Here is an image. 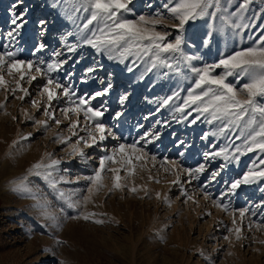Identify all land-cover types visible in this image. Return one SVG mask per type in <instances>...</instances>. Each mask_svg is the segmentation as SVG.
<instances>
[{
    "label": "rangeland",
    "instance_id": "1",
    "mask_svg": "<svg viewBox=\"0 0 264 264\" xmlns=\"http://www.w3.org/2000/svg\"><path fill=\"white\" fill-rule=\"evenodd\" d=\"M38 1L23 0V4L15 9L17 13L27 10V23L7 50L16 51L18 59L43 60L44 66L55 59L53 53L56 51L65 54L61 59L69 55L74 60L79 59L80 62L75 65V75L70 81L64 79L63 73L50 74L53 77L59 76L65 84L71 83L79 96H91L102 90L108 82L112 83L113 87L106 97L91 101L94 108L100 107L103 101L107 102L108 111L102 118L103 123L106 127H111L119 137H109L103 142L109 153L119 143L132 144L140 140L145 132L158 133V139H153L146 145L145 151L149 156L143 162L133 161L136 168L132 176L121 170L122 190L109 193L108 188L112 186L111 174H104L105 187L93 195L94 203L88 204L86 211L105 214L95 218L103 219L106 223L97 224L92 219L65 220L64 213L69 216L77 213L68 208L64 201L57 199L47 180L31 175L29 170L33 164L46 161V153L53 154V158L61 159V171L54 175H62L72 181L61 183L57 187L71 192L85 188L86 182L78 180V177L93 174V170L98 167L99 156L103 153L95 147L83 149L86 156L91 158L88 164H84L79 156L68 155L70 145L55 141L56 133L70 135L69 120H65L59 112V108L64 106L63 100L60 104L53 102L57 109L55 115L61 120L59 126L49 121V130L44 131L32 121L26 120L25 113L35 119H46L42 107L46 97H41L38 92V86L45 83L46 78H38L32 85L22 82L31 93L24 101L0 90V104L5 105L0 109V264H60L61 261L63 264H264V243H261L264 241V228L257 229L255 223L252 228H248L247 221L240 224L237 215V224L241 227L243 237L237 240L235 233H228L224 227H232V217L213 203V200L220 199L237 209L252 206L256 211V215L249 213L252 221L264 223L261 210L255 209V205L264 204V192L260 191L264 187V181L242 185L235 194L227 193L228 184L240 178L253 161L264 156V153H247L241 156L238 163L233 161L225 169L219 168L224 163L222 157L211 163L205 162V151L227 146L231 153L235 151L233 145L241 144L242 141L233 140L230 143L219 135L203 138L205 133L216 131L219 121L208 124L206 118L201 117L200 121L191 125L188 121L177 122L173 118L181 116L174 112V107L182 103L187 96V89L193 86L195 79L184 65L180 66L179 73L159 65L147 72L146 69L150 66L147 57L142 60L129 57L124 63H120L118 60H109L106 54L97 53L90 46H79L76 52L68 53L67 46L80 44L77 25L82 26L83 17L88 14L81 11L70 19L73 5L65 4L64 0H48L46 5L38 4ZM15 2L16 0H0V51H5L2 45L9 43L4 35L12 28L10 9ZM163 2L166 0H133L130 7L137 16L149 15ZM150 3L154 6L151 9L147 7ZM234 7L230 10H234ZM252 7L255 10L259 8L255 4ZM125 16L135 18L130 13ZM41 20L46 22L43 28L39 24ZM172 22L174 21H169ZM208 23L206 19L197 21L186 26L183 33L186 41L182 46L184 52L200 57L191 62L193 66L216 63L221 58V53L228 55L252 46L253 41L248 39L251 34L249 31H245L242 37H232L230 31L215 32L209 38L208 46H204L202 40L211 31ZM160 30L172 34L169 40L178 34L172 28ZM40 43H44L46 48L36 51ZM130 66H133L132 72L127 70ZM64 67L71 71V61ZM88 67L95 69L90 75L85 73ZM223 71L222 68L216 69L214 74H222ZM32 74L36 75L34 71ZM142 74L143 80L140 79ZM82 78H86L88 82L82 83ZM5 79L11 78L5 75ZM228 81L240 87L246 82V78L237 80L228 77ZM176 91L180 92L181 98L171 101L157 112L160 102ZM125 94L129 98L121 105L119 99ZM32 100L40 101L41 107H33ZM117 111L123 113L118 120L114 119ZM195 115L193 113L189 121ZM80 120L83 125L82 115ZM158 120L168 121V125L157 124ZM79 134L87 135L85 132ZM22 135L28 136V139L20 140ZM75 140L76 137H72L71 143H75ZM14 141L19 143L13 146ZM179 141H184V144L180 145ZM140 145H144V141ZM80 147L83 148V145ZM151 156H156V160L152 161ZM165 158L175 160L185 168L206 163V171L200 174L199 180L188 183V177L184 173L180 174L183 189L192 196L191 200L181 195L179 186L171 183L175 176L164 171L168 166L163 164ZM141 163L144 164L143 167L140 166ZM63 169L68 171L64 172ZM212 171H219L220 175L215 181L209 182ZM20 181L32 189L38 198L50 204L49 211L59 217L62 227L53 226L51 220L41 215V209L35 207L36 200L13 190ZM202 185H207L211 199H205ZM131 187H136L137 192L129 191ZM157 193H160L159 199ZM84 194L86 193L81 192V195ZM164 197H168L170 203H165ZM224 236L229 239L225 240Z\"/></svg>",
    "mask_w": 264,
    "mask_h": 264
},
{
    "label": "snow or ice",
    "instance_id": "2",
    "mask_svg": "<svg viewBox=\"0 0 264 264\" xmlns=\"http://www.w3.org/2000/svg\"><path fill=\"white\" fill-rule=\"evenodd\" d=\"M132 2L133 0H64L65 4L73 5L70 19L81 11L88 14L83 17L82 26L77 25L81 37L80 44L67 46V52L74 53L79 46H90L97 53L106 54L109 60H118L120 63H124L129 57H135L136 60L147 57L150 61V66L146 69L147 72H151L159 65L179 73L180 66L184 65L195 79L193 86L187 89V96L183 98L182 103L174 107V112L180 113L181 116L173 118L177 122L188 121L191 125H195L201 120V117H205L208 124L219 121L216 131L205 133L203 138H207L209 135H219L225 137L230 143L233 140L242 141L241 144L233 145L235 151L231 153L227 146L221 147L219 150L205 151L203 153L204 161L211 163L218 157H222L224 163H221L219 168L225 169L233 161L238 163L241 156L247 153L257 151L264 153V22H262L264 21V0H166L152 14L138 16L130 7ZM22 4L23 0H16L10 9L12 28L4 35V39L9 43L2 45L5 51H0V90L15 99L24 101L26 97L31 96V93L27 87L23 86L22 82L32 85L38 78H46L45 83L38 86L39 95L46 97V102L42 106L46 119H35L25 113L26 120L32 121L44 131L49 130V121L59 126L61 120L55 115L57 109L53 102L60 104L63 100L64 106L59 108V112L65 120H69L68 132L70 135L64 136L61 133H56L55 141L59 144L70 145L71 151L68 155L79 156L81 163L84 164H88L91 158L86 156L83 149L95 147L103 153L99 156L98 167L93 170V174L78 177V180L82 179L86 182L84 189L65 192L57 187L61 183L67 184L72 181L62 175L58 177L54 175L61 171V159L53 158L51 153L45 154L46 161L33 164L29 173L47 180L57 199L64 201L68 208L77 213L72 216L64 213L65 220L92 219L94 223L104 224L105 220L95 217L105 214L86 211L87 205L94 203L93 195L105 187L104 174H111L112 186L108 188L109 193L114 190H122L121 170L127 172L128 176H132L136 168L133 161L143 162L145 157L149 156L145 147L153 139H158V133L145 132L140 140L132 144L119 143L109 153L108 149L103 146V142L109 137L113 139H119V137L111 127H106L103 123L102 118L108 111L107 102L103 101L100 107L94 108L91 106V101L106 97L113 87L112 83L108 82L102 90L96 91L91 96H87V94L79 96L71 83L65 84L61 82L59 76L50 75L54 72L63 73L64 79L70 81L71 77L75 75L74 69L75 65L80 62L79 59L74 60L70 55L61 59L65 54L56 51L53 53L55 59L44 66L43 60L18 59L16 51L7 50L9 44L15 42L21 29L27 23L25 19L27 10L20 13L15 11ZM254 4L259 5L258 10L253 9ZM234 5V10H230ZM147 7L151 9L154 6L150 3ZM129 13L135 18H126L125 14ZM76 18L80 19V17ZM205 19L209 21L208 27L211 31L206 33V37L202 40L204 46H208L209 38L213 37L215 32L226 33L229 31L232 37H242L245 31H249L251 34L248 35V39L253 41L252 46L233 51L228 55L221 53V58L216 63L204 64L202 67L193 66L191 62L200 59V57L184 52L182 46L186 41L183 33L186 26ZM169 21L174 22L169 23ZM45 23L43 20L39 22L42 28ZM166 28L175 29L178 34L169 40L172 34L160 30ZM45 48L46 45L40 43L36 51ZM70 61L71 71L64 67ZM133 66H135V60H133ZM133 66L128 67L127 70L132 72ZM221 68L224 69L222 74H214L216 69ZM33 71L36 75L32 74ZM94 71L95 69L92 67L85 69L86 75H90ZM5 75L11 79L6 80ZM228 77H234L237 80L246 78V82L237 87L228 81ZM140 79H144L143 74ZM81 82L87 83L88 81L86 78H82ZM128 98L127 94L122 95L119 103L124 105ZM180 98L179 91L167 96L160 102L157 112L168 106L171 101ZM7 100L8 96L6 95L5 101ZM31 103L33 107L38 109L41 107L40 101L32 100ZM4 107V104H0V109ZM193 113L196 115L189 121V117H193ZM122 114L117 111L114 119L118 120ZM81 115L84 120L83 125H81ZM72 116L76 118L71 119ZM147 118L145 117V119ZM13 119L16 118L13 117ZM161 123L164 126L168 125V121H157V124ZM80 132H85L87 135H80ZM72 137H76L75 143H71ZM19 139L27 140L28 136L22 135ZM141 141H144V145H140ZM17 143L19 141H14L13 146ZM178 143L183 145L184 141ZM81 144L83 148L80 147ZM150 159L155 161L156 156H151ZM163 164L168 165L164 171L171 172L175 176L171 183L179 186L181 195L187 196V199L191 200L192 196L183 189L180 174L184 173L188 177V183L199 180L200 174L206 171V163H200L194 168H185L178 165L175 160L169 161L165 158ZM140 166L143 167L144 164L141 163ZM63 171L67 172L68 169H63ZM219 175V171H212L208 178L209 182L215 181ZM149 178L152 179V177ZM258 181H264V156L253 161L251 167L240 178L231 181L228 184L227 193L235 194L242 185H253ZM202 188L205 199H211V194L207 192V185H202ZM13 190L36 200L35 207L41 209V215L45 219L51 220L53 226L62 227L59 217L49 211L50 204L46 200L38 198L23 181L16 183ZM137 190L136 187L129 189L133 193ZM260 191L264 192V187L260 188ZM81 192L86 194L81 195ZM156 195L159 199L160 193ZM77 196L78 199H73ZM164 201L170 203L168 197H164ZM213 203L232 217V227L227 225L224 227L228 233H235L237 240L243 238L241 227L237 224V215L240 218V224L247 221L248 228H252L254 223L257 229L264 228V223L254 222L249 216V213L256 215L252 206L237 209L233 208L231 203H223L220 199L213 200ZM255 209L261 210V217L264 219V204L255 205ZM61 211L64 210L61 209ZM224 239L228 240L229 237L224 236ZM57 243L62 242L57 241ZM60 264L63 262L61 261Z\"/></svg>",
    "mask_w": 264,
    "mask_h": 264
},
{
    "label": "bare ground",
    "instance_id": "3",
    "mask_svg": "<svg viewBox=\"0 0 264 264\" xmlns=\"http://www.w3.org/2000/svg\"><path fill=\"white\" fill-rule=\"evenodd\" d=\"M46 2L48 3L49 1H48V0H39V1H38V4H45V5H46V4H47ZM54 12H55V11H54ZM44 227H45V226H44Z\"/></svg>",
    "mask_w": 264,
    "mask_h": 264
},
{
    "label": "crops",
    "instance_id": "4",
    "mask_svg": "<svg viewBox=\"0 0 264 264\" xmlns=\"http://www.w3.org/2000/svg\"><path fill=\"white\" fill-rule=\"evenodd\" d=\"M255 5H258V4H255ZM235 6V5H234ZM259 6V5H258Z\"/></svg>",
    "mask_w": 264,
    "mask_h": 264
}]
</instances>
